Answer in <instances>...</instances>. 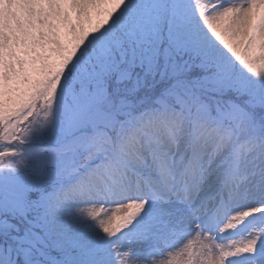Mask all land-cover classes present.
<instances>
[{"label":"snow or ice","instance_id":"6c2138e0","mask_svg":"<svg viewBox=\"0 0 264 264\" xmlns=\"http://www.w3.org/2000/svg\"><path fill=\"white\" fill-rule=\"evenodd\" d=\"M0 264H264V0H0Z\"/></svg>","mask_w":264,"mask_h":264}]
</instances>
